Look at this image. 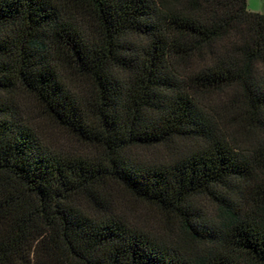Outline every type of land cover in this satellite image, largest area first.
<instances>
[{
    "label": "trees",
    "instance_id": "trees-1",
    "mask_svg": "<svg viewBox=\"0 0 264 264\" xmlns=\"http://www.w3.org/2000/svg\"><path fill=\"white\" fill-rule=\"evenodd\" d=\"M0 264H264V13L0 0Z\"/></svg>",
    "mask_w": 264,
    "mask_h": 264
},
{
    "label": "rangeland",
    "instance_id": "rangeland-1",
    "mask_svg": "<svg viewBox=\"0 0 264 264\" xmlns=\"http://www.w3.org/2000/svg\"><path fill=\"white\" fill-rule=\"evenodd\" d=\"M248 9L264 13V0H248ZM40 126L46 134V137H49V140H51L54 144L59 145V147L66 149H69L70 147H80L74 139L70 138L64 132L55 128L51 124L42 120L40 121ZM155 154L158 155V157L169 156L163 152H156ZM130 205L133 208V214L137 217L147 218L149 221L154 222L159 216L156 211H153L151 208L142 203H133Z\"/></svg>",
    "mask_w": 264,
    "mask_h": 264
}]
</instances>
